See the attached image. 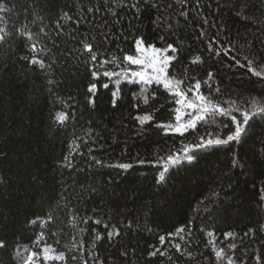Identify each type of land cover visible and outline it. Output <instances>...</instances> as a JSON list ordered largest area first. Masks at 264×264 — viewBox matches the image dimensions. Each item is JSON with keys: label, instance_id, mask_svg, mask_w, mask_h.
Segmentation results:
<instances>
[{"label": "trees", "instance_id": "obj_1", "mask_svg": "<svg viewBox=\"0 0 264 264\" xmlns=\"http://www.w3.org/2000/svg\"><path fill=\"white\" fill-rule=\"evenodd\" d=\"M0 9V264H26L32 252V264H264V117L242 141L197 149L194 165L158 182L162 158L201 137L226 138L230 117L198 113L194 129L173 134L174 91L130 76L93 80L83 47L108 61L96 71L121 73L132 70L123 56L136 38L172 44L169 73L181 90L199 80L212 105L240 118L237 107L264 108V77L247 67L264 71V0H0ZM211 40L230 52H208ZM141 115L152 119L141 124ZM45 247L65 260H45Z\"/></svg>", "mask_w": 264, "mask_h": 264}, {"label": "snow or ice", "instance_id": "obj_2", "mask_svg": "<svg viewBox=\"0 0 264 264\" xmlns=\"http://www.w3.org/2000/svg\"><path fill=\"white\" fill-rule=\"evenodd\" d=\"M145 3H147V0H144ZM133 7H136V5H133ZM3 10V9H0ZM181 15L186 16V12H182ZM2 31V30H0ZM203 35V33H202ZM3 37L0 36V40H2ZM161 41L164 40V37H160ZM135 43V52L134 54H125L123 56V62L126 63L128 66H137L140 70L136 71H129L127 68L124 69L123 72L117 73L115 71H109V70H103V72H98L95 70L97 63L101 67H103L104 64L108 63V61H98V57L96 54L93 53L92 45L85 43L83 45L84 49L92 53L91 54V61H92V67L90 69L91 76L93 80H99L101 76L112 78L114 76H124L126 79L130 76L132 78V83H136L137 81L144 85H151L153 83L157 85H163L164 89L171 91H174V96L176 97L175 103L177 105H182L188 109H194L197 110L198 113H208L210 110L213 112H219L221 116L224 117H230V122L232 125V129L228 131V134L226 138H221L219 134L215 136V138H208L204 139L201 137V140L199 143L193 144V145H185L181 152L173 153L168 155L166 158H162V163L159 164L160 167H162V171L159 173L158 182H165L166 181V173H169L170 170L181 164L182 162L186 161L190 164H195V158L199 155V153L195 150L197 149H204V148H212L213 150L218 149L220 146L223 145H230L234 142H240L242 141L243 137L246 134V130L249 126L250 120H253L254 116L257 114H260L262 117H264V108L259 109L258 113H251L248 110L241 111L240 108H236V112L239 114L240 118H237V115L232 114L231 109H224L219 107L218 105H212L211 101L208 100L203 94L200 93L201 89V82L197 80L193 87L188 88L186 91L181 90V81L175 78L170 77L169 69L171 66V63L174 59L172 55H169L168 53H175L177 51L176 47H174L172 44H168L166 47H158L153 43L147 42L144 37H138L134 41ZM218 42L216 40L209 41L208 44V52L213 53L216 56H220L222 54L223 45H219L218 47H213V45H216ZM31 49L33 52L36 51V45L32 44ZM230 52L229 50H223V54L227 55ZM27 59V57H25ZM235 60V63L240 66L244 67V65L240 64V61L233 57ZM116 62V58L114 57L112 60V63ZM31 65H39L41 69L45 67L44 60L38 59L36 56H33L32 59L29 61ZM120 65H117L119 67ZM247 67L248 70L256 77H264V71H257L253 67V61L247 60ZM213 76V73L209 72L208 77L211 79ZM209 81H204V83H208ZM49 83L51 84L52 81L50 80ZM117 83H119V80H117ZM104 88H108L109 85L105 83L103 85ZM195 90V96L194 99H188L186 92H193ZM219 91V89H216ZM97 91V84L96 83H90L88 87V92L91 94H95ZM116 92L112 93V97H116ZM89 103L94 104L95 100L94 98L89 100ZM209 105H211V109L209 108ZM181 109L177 108L176 112L180 113ZM191 116V113H189ZM67 115L64 112H60L57 114V121L63 123L65 120H67ZM203 114H197L193 118L189 119L187 123H180L181 116L179 114L176 115V121L178 122L177 125L172 130L173 134L176 135H183L185 131H187L189 128L194 129L196 127L197 121L204 120ZM136 119L141 123L144 124L146 121H150L152 117L150 115H141L136 117ZM213 125H215V120L211 121ZM225 128L228 127L227 124L224 125ZM212 136V133H209V137ZM264 147V146H262ZM92 149H89V152H91ZM83 155V153H81ZM93 160L97 164L102 163L99 160H96L95 157H92ZM64 160L67 161L66 167L71 168V162L69 161V157L65 156ZM140 163H144V161H140ZM233 163L236 166H239L240 159H239V153H237V157L233 160ZM118 168L123 170H128L133 167V165L129 163H121L117 165ZM35 175V174H33ZM31 180V177H29ZM96 223H99V221H96ZM177 231H183V229H178ZM111 235V233H109ZM209 236H212L213 233L209 232ZM100 237H97L99 239ZM160 240L163 242L165 240V237L161 236ZM8 247L6 239L0 238V249H5ZM177 250H180V246L176 245ZM45 252L44 259L45 260H58V261H64L65 260V254L61 252L58 256H49L47 255L49 249L45 247L43 249ZM151 255H155V253H151ZM217 257L221 255V252L216 253ZM36 256L35 252H32L26 261V264H32L34 257ZM73 260L76 259V257H72ZM231 264V262H229Z\"/></svg>", "mask_w": 264, "mask_h": 264}, {"label": "rangeland", "instance_id": "obj_3", "mask_svg": "<svg viewBox=\"0 0 264 264\" xmlns=\"http://www.w3.org/2000/svg\"><path fill=\"white\" fill-rule=\"evenodd\" d=\"M132 70L131 71H136V70H140L137 66H131ZM132 79V78H131ZM138 82V81H137ZM141 84V83H140ZM144 85V84H143ZM178 108L181 109L179 115L181 116V120L180 123H187V121L191 118H193L194 116H196L198 114L197 110L194 109H188L182 105H178ZM189 113H191V116L189 115ZM178 122H176L177 125ZM175 125V126H176Z\"/></svg>", "mask_w": 264, "mask_h": 264}]
</instances>
